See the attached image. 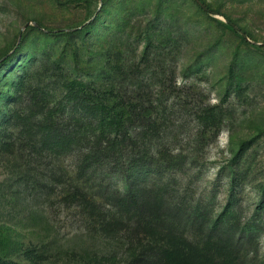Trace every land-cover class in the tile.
<instances>
[{
	"label": "rangeland",
	"instance_id": "374dc122",
	"mask_svg": "<svg viewBox=\"0 0 264 264\" xmlns=\"http://www.w3.org/2000/svg\"><path fill=\"white\" fill-rule=\"evenodd\" d=\"M93 89L159 106L134 186ZM0 264H264V0H0Z\"/></svg>",
	"mask_w": 264,
	"mask_h": 264
},
{
	"label": "trees",
	"instance_id": "16d2710c",
	"mask_svg": "<svg viewBox=\"0 0 264 264\" xmlns=\"http://www.w3.org/2000/svg\"><path fill=\"white\" fill-rule=\"evenodd\" d=\"M231 29L235 32L239 28L229 21ZM89 105L97 108L100 116L94 123L80 125L73 129L80 143H85L81 151L85 152L82 162L98 164L118 176H125L131 185L137 184L136 172L142 164H147L149 158L148 149H140L142 137L140 133H134L135 127L147 124L152 127L156 120L150 121L151 111H160L151 98L143 111L138 107L140 100L137 97H129L125 93L112 89L110 91L93 89L86 93ZM139 95V94H138ZM142 122V123H141ZM151 131L156 128L152 127ZM151 131L144 132L143 140L150 144L153 139ZM143 151V159L138 154ZM162 156L168 161L170 158L161 150ZM107 170V171H108Z\"/></svg>",
	"mask_w": 264,
	"mask_h": 264
}]
</instances>
